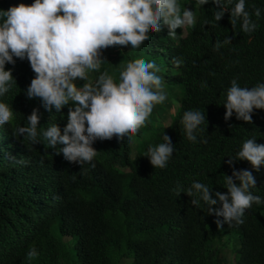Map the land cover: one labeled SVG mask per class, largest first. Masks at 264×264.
Returning a JSON list of instances; mask_svg holds the SVG:
<instances>
[{"label":"trees","instance_id":"1","mask_svg":"<svg viewBox=\"0 0 264 264\" xmlns=\"http://www.w3.org/2000/svg\"><path fill=\"white\" fill-rule=\"evenodd\" d=\"M33 2L0 0V9ZM236 2L225 0L229 12ZM177 3L182 12L184 3ZM189 4L193 26L177 28L173 36L162 26L136 49H103L100 71H88L91 83L104 71L118 83L127 63L143 58L158 65L167 92L138 133L94 141L97 155L91 163L66 161L58 154L63 145L50 147L42 136L34 144L14 136L17 127L27 126L34 107L40 113L38 133L52 124L63 133L73 103L60 112L45 110L39 98L26 96L35 76L28 60L14 57L15 65L5 64L15 82L0 96L14 111L12 121L0 126V264H264V203H253L243 224L225 223L218 230L203 201L194 206L186 193L177 195L193 181L227 192L225 175L232 167L225 161L249 138L264 144V109H253L251 124L235 113L223 118L233 79L241 87L264 83V0H246L250 13L261 9L259 18L252 16L258 25L252 33H244L240 21L232 26L227 11L215 22L218 9L211 0L201 7L197 0ZM227 36L231 42L215 51L214 44ZM174 89L180 92L176 106ZM188 110L205 112L195 142L181 123ZM167 117L170 123L164 126ZM162 132L174 152L166 167L153 168L144 154L163 142ZM21 159L26 163L16 162ZM234 167L252 172L256 187L251 191L264 198V164L256 171L247 160H237ZM68 234L76 237L73 246L64 241ZM33 247L38 256L29 260Z\"/></svg>","mask_w":264,"mask_h":264},{"label":"clouds","instance_id":"2","mask_svg":"<svg viewBox=\"0 0 264 264\" xmlns=\"http://www.w3.org/2000/svg\"><path fill=\"white\" fill-rule=\"evenodd\" d=\"M208 2L197 0L200 7ZM211 2L218 9L214 14L215 22L227 11L232 26L240 21L244 33L257 29L252 16L259 18L260 8L254 7L250 13L246 10V0H237L229 12L225 0ZM194 23L193 10L185 7L181 12L177 0H34L30 5L20 3L7 10L0 9V96L8 93L15 82L12 70H6L5 64L15 65L14 57L26 58L35 73L26 90L28 99L39 98L49 112L53 108L60 112L63 106L73 103L68 109L63 133L57 124L38 133L40 113L34 107L27 116V126L17 127L14 136L23 135L32 144L40 142L38 136H42L50 147L63 145L58 154L62 153L66 161L80 165L91 163L97 155L92 146L94 141L110 140L114 136L120 140L125 136L130 138L129 133H138L154 106L165 101L167 92L161 91L158 65L143 58L128 62L119 74L118 83L107 71L94 83H83L79 88L74 81L87 80L89 70L100 71L103 49L117 45L136 49L150 39L151 33L160 32L162 26L173 36L177 28ZM230 42L227 36L213 48L219 51ZM223 106L225 121L235 113L237 120L251 124L253 109H264V83L241 87L233 79ZM13 117L12 107L0 102V126L11 122ZM181 123L187 139L195 142V131L206 123L205 112L185 111ZM162 139V143L149 147L144 154L153 168L166 167L174 152L171 138L162 132ZM237 160H247L259 171L264 164V144L249 138L235 156L225 161L232 167L231 175H225L227 192H213L199 181H193L186 190H177V195L184 192L191 197L194 206L203 201L207 213L216 217L214 223L218 230H222L225 223L228 226L243 224L245 211L253 203H264V198L251 191L256 187L252 172L236 169ZM16 162L26 163L22 159ZM218 203L219 207H212ZM37 256L34 247L27 252L29 260Z\"/></svg>","mask_w":264,"mask_h":264},{"label":"rangeland","instance_id":"3","mask_svg":"<svg viewBox=\"0 0 264 264\" xmlns=\"http://www.w3.org/2000/svg\"><path fill=\"white\" fill-rule=\"evenodd\" d=\"M180 2H182V3H184V5H183V10H184V8L185 7H187V8H189L190 7V4H189V1L187 2L186 0H179ZM190 9V8H189ZM186 26V25H185ZM185 26H183L182 28H184ZM78 81H81L82 83H88L89 82V79H87V80H85V81H83V80H81V79H79V78H77L75 81H74V83L77 85V82ZM78 88L79 87H82V86H77ZM161 91H162V89H161ZM174 92H175V95H176V97L172 100L171 99V101H174L175 102V106H176V104H177V98L178 97H180V92L177 90V89H174ZM169 93V92H168ZM160 105H162V104H160ZM159 105V106H160ZM171 110H173V107H172V109H170V111ZM170 123V119L167 117L166 118V120H164V126H167L168 124ZM64 241L69 245V246H73L74 244H75V242H76V237L74 236V235H72V234H68V235H66L65 237H64ZM228 247H230V245L228 246Z\"/></svg>","mask_w":264,"mask_h":264}]
</instances>
